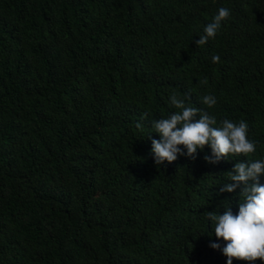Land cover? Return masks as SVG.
I'll use <instances>...</instances> for the list:
<instances>
[{
    "label": "trees",
    "instance_id": "trees-1",
    "mask_svg": "<svg viewBox=\"0 0 264 264\" xmlns=\"http://www.w3.org/2000/svg\"><path fill=\"white\" fill-rule=\"evenodd\" d=\"M0 264H264V0H0Z\"/></svg>",
    "mask_w": 264,
    "mask_h": 264
}]
</instances>
